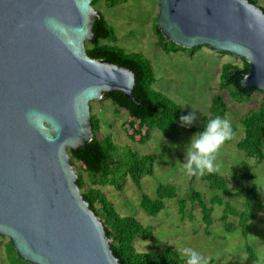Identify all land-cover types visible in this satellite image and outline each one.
<instances>
[{
  "label": "water",
  "instance_id": "water-1",
  "mask_svg": "<svg viewBox=\"0 0 264 264\" xmlns=\"http://www.w3.org/2000/svg\"><path fill=\"white\" fill-rule=\"evenodd\" d=\"M93 0H0V237L29 264H122L83 198L70 152L94 137L91 103L133 99L135 74L86 53ZM157 27L184 49L244 59L264 93V10L249 0H159Z\"/></svg>",
  "mask_w": 264,
  "mask_h": 264
},
{
  "label": "rangeland",
  "instance_id": "rangeland-1",
  "mask_svg": "<svg viewBox=\"0 0 264 264\" xmlns=\"http://www.w3.org/2000/svg\"><path fill=\"white\" fill-rule=\"evenodd\" d=\"M257 1L264 8V0ZM95 8L103 13L118 37L116 43H103L114 44L127 53H142L153 66L157 78L154 88L178 103L184 116L193 112L197 116V120L190 127L183 126L179 121L175 132L165 133L154 129L151 140L142 145L128 139L122 127L128 115L116 111L110 99L103 98L91 103V114L96 115L101 122L97 136L111 137L119 148L112 157L120 161L121 174L128 162V150L140 155L155 156L154 173L142 177L141 189L137 188L130 178L123 181L121 190L114 186L104 189L119 214L132 216L144 226L153 228V238H139L135 243L136 248L139 251H147L169 246L178 250L181 255L183 248H192L200 253L208 264H264V211L256 215L251 223L252 232L246 238L240 230L232 233L225 231L220 222L223 214L221 206H215V221L210 235L205 232L202 215L197 206L189 204L184 217L179 213V202L187 200L192 190L201 192L208 203L217 194L241 210L246 202L245 195L240 194L241 190L254 187L259 191L260 199L264 203V162L257 164L254 159L246 158L236 146L245 135L244 127L240 123L241 118L250 110L261 107L264 103V93L257 92L249 102L238 103L232 100L227 89L219 91L222 65H241L242 58L213 52L206 46L193 53L184 50L165 52L157 44L158 38L154 30L159 13V0H123L114 8L108 7L106 0H100ZM219 92L228 104L226 117L236 130L233 140L225 142L216 154L219 169L214 172L228 180L230 195L212 192L207 183L199 177L192 181V176L182 168L186 146L195 135L191 128L203 126V118L210 115L212 99ZM244 161L254 166L255 179L248 183L234 177L236 173L242 172L238 165ZM77 172L80 173L79 170ZM160 185L174 186L177 195L166 201L164 210L158 216H150L141 208V198L143 194L156 198ZM230 221L237 224V218L233 216ZM7 242L8 239L0 237V264H8L5 249ZM247 244L255 251V258H250L246 252ZM182 257L186 259L183 255Z\"/></svg>",
  "mask_w": 264,
  "mask_h": 264
},
{
  "label": "trees",
  "instance_id": "trees-1",
  "mask_svg": "<svg viewBox=\"0 0 264 264\" xmlns=\"http://www.w3.org/2000/svg\"><path fill=\"white\" fill-rule=\"evenodd\" d=\"M100 0H93L92 5L96 7ZM251 3L260 6L257 0H249ZM110 2V4H109ZM108 7L114 4V0H107ZM261 7V6H260ZM264 10V8L262 7ZM96 19L93 31L94 38L86 43V53L93 59L108 60L113 64L120 65L135 74V85L133 99L126 97L122 92H111L103 95V98L110 99L116 111L128 115V119L122 127L128 139L137 144H146L151 140L154 129L162 132H175L181 116H184L182 107L171 97L162 91L154 88L157 82L151 62L142 53H127L123 48L114 44L103 42L112 41L116 43L118 37L114 27L106 20L103 13ZM154 30L158 38L157 44L167 53L179 50L195 52L201 47L191 50L184 49L167 40L154 24ZM249 72V64L242 59V64L224 63L222 65L221 82L219 91L227 89L233 101L238 103L249 102L257 90L244 89L242 80ZM217 93L212 99L210 115L203 118L205 123L216 115L226 116L228 104L221 93ZM92 126L94 137L84 147L70 152L71 164L78 176L77 184L81 189L83 198L88 201L90 208L102 221L106 235L111 239V250L122 264H185L186 259L181 253L172 247H163L157 250L149 249L139 251L136 248V241L151 240L153 228L144 226L138 219L132 216H122L111 202L105 188L114 186L121 190L123 181L130 178L134 185L141 189V179L144 175H153L155 156L140 155L131 150L127 151V164L121 174V163L112 157L119 148L109 136L99 137L101 122L96 115L92 114ZM244 127L245 135L237 144L238 150L242 151L246 158H252L257 164L264 162V103L259 109L250 110L240 120ZM202 127H192L191 132L196 134ZM235 132L236 127L234 125ZM233 138L229 141H232ZM242 172L234 175L236 179L250 182L255 179L254 166L244 161L238 165ZM77 170L80 171L78 174ZM200 178L206 182L208 188L215 193L224 192L230 195L228 180L217 172L192 176V181ZM240 194L245 195L246 202L243 209L239 210L229 201H225L220 195H215L208 203L203 194L192 190L187 200L179 202V213L184 217L189 204L197 206L202 215L205 225V232L210 235V229L214 223L215 206L223 207V214L220 222L228 233L240 230L246 238L252 232V222L256 215L264 211V203L260 199L259 191L254 187H246ZM176 189L172 185H160L157 190V197L152 198L143 194L141 208L150 216H158L165 208L166 201L175 198ZM237 218V224L230 221V217ZM192 219V216H191ZM246 252L250 258H255V251L247 244ZM8 264H29L21 261L15 250L8 241L5 245Z\"/></svg>",
  "mask_w": 264,
  "mask_h": 264
},
{
  "label": "clouds",
  "instance_id": "clouds-1",
  "mask_svg": "<svg viewBox=\"0 0 264 264\" xmlns=\"http://www.w3.org/2000/svg\"><path fill=\"white\" fill-rule=\"evenodd\" d=\"M183 126L190 127L196 120L195 112L181 116ZM234 136L233 126L226 116L216 115L208 120L203 129L197 131L186 146L183 170L190 176H202L219 169L216 154L225 142ZM185 264H208V261L192 248H183Z\"/></svg>",
  "mask_w": 264,
  "mask_h": 264
},
{
  "label": "flooded vegetation",
  "instance_id": "flooded-vegetation-1",
  "mask_svg": "<svg viewBox=\"0 0 264 264\" xmlns=\"http://www.w3.org/2000/svg\"><path fill=\"white\" fill-rule=\"evenodd\" d=\"M115 1V3L114 4H111L112 6L110 7V8H114V7H116V5L118 4V3H120L121 1H123V0H114ZM124 1H128V0H124ZM106 2H107V0H106ZM109 4H110V2H109ZM107 5H108V3H107ZM109 6V5H108Z\"/></svg>",
  "mask_w": 264,
  "mask_h": 264
}]
</instances>
